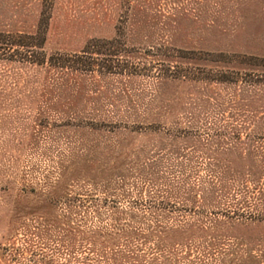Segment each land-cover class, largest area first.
<instances>
[{
  "label": "rangeland",
  "instance_id": "rangeland-1",
  "mask_svg": "<svg viewBox=\"0 0 264 264\" xmlns=\"http://www.w3.org/2000/svg\"><path fill=\"white\" fill-rule=\"evenodd\" d=\"M226 1L240 14L214 29L119 40L130 64L72 78L42 118L0 114V264H264V0ZM117 2L53 0L45 50L113 39ZM36 6L0 0V29L28 31Z\"/></svg>",
  "mask_w": 264,
  "mask_h": 264
},
{
  "label": "trees",
  "instance_id": "trees-1",
  "mask_svg": "<svg viewBox=\"0 0 264 264\" xmlns=\"http://www.w3.org/2000/svg\"><path fill=\"white\" fill-rule=\"evenodd\" d=\"M214 1L213 8L210 9L208 0H199L198 3H193L192 0H118L112 12L116 16L113 39H93L85 44L79 54H63L48 53L45 50L53 0H36V11L28 14L33 17L28 31L8 29L9 26L0 29V114L6 111L8 114L17 115L23 109H32L43 102V107L39 105L40 110L36 113L37 117L42 118V112L46 108H56V104L66 99L72 78L81 75L93 77L95 72L125 69L130 62L128 59L123 60L124 47L119 40L151 39L153 31L159 32L162 37L166 34L165 38L171 40V33H175L179 26H188L197 21L202 23L208 17L209 22L205 27L214 29L220 16L240 12L227 7L226 0ZM196 5L197 8L194 7ZM155 52L157 57L166 59H161L164 67V63L168 65L173 58L167 46H159ZM79 246L82 247V244ZM174 252L168 251L171 257L152 264H243L241 256L233 255L229 251H224L222 256L208 257L209 262L206 263L205 253L200 250H197V257L192 258L189 250L180 251L186 256L181 258L175 255L177 252L171 254ZM249 254L251 253L248 250V258L253 260L255 257ZM123 262L106 259L91 263L89 259L83 258L76 264Z\"/></svg>",
  "mask_w": 264,
  "mask_h": 264
}]
</instances>
